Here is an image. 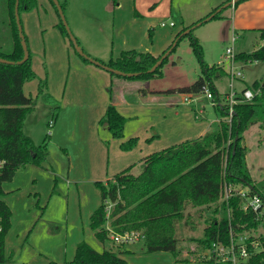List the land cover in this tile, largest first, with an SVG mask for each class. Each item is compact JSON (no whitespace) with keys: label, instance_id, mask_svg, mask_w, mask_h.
<instances>
[{"label":"rangeland","instance_id":"obj_1","mask_svg":"<svg viewBox=\"0 0 264 264\" xmlns=\"http://www.w3.org/2000/svg\"><path fill=\"white\" fill-rule=\"evenodd\" d=\"M59 1L66 7V20L83 50L105 62L116 58L122 50L157 53L168 49L176 39L177 31L182 29L181 10L186 8V0H174L176 5L172 0H119L117 5L112 0ZM245 2L257 9L254 0H242L238 5L249 4ZM195 6L196 3H192L188 11H193ZM3 8L1 0L0 12ZM231 10L225 13L229 18L232 17ZM211 14L204 16L203 21ZM21 19L24 30L28 31L31 48L36 39L42 41L44 38L55 47L53 56L46 58L40 43V52L35 54L39 59L36 65L32 57L38 75L24 87L25 93L33 97L36 104L26 114L23 130L44 151L46 158L43 160L40 156V164L29 163L19 168L13 179L3 185V198L13 213L9 229L13 247L7 252L10 261L0 264H62L64 250L71 253L76 243L95 239L91 237L94 231L89 225L85 227V221L101 201L96 186L98 181L106 182L145 150L146 153L161 151L198 138L203 129H210L216 118L222 117L220 108L213 105L204 92L193 93L195 100L186 104L183 101L185 94L178 91L198 79L202 74V61L226 69L223 78L214 80L215 89L221 93L229 91L232 84L240 91L255 80H264V61L237 60L236 66L243 71V76L232 81L230 58L226 54L227 47L231 46L238 53H250L257 48L262 43L256 30L260 25L257 24L240 28L232 24V18L204 21L192 30V34L181 38L162 65L160 75L147 80H131L110 75L85 62L72 46L70 37L61 35L58 25L63 22L51 0H39L34 10L22 13ZM171 21L175 27L169 26ZM161 22H166L168 27H161ZM9 29L4 31V50H10L13 43ZM58 33L61 40L56 36ZM234 35L237 37L235 42ZM194 41L200 44L202 60ZM91 67L93 71L112 76V80L93 75ZM172 97H176L175 102ZM127 99L134 100L127 102ZM109 105H114L125 116L122 137H114L109 123L101 122ZM193 106L197 111L204 108L200 119L195 118ZM155 133L159 135L155 136ZM132 137L137 146L125 149L124 145L133 141ZM243 137L251 175L260 181L264 179V129L256 124L245 131ZM141 170L139 166L133 173L139 174ZM106 204L110 202L106 201ZM109 206L111 210L112 204ZM215 208V203L190 205L183 218L176 221L175 232L181 240L179 247H193L188 256L195 262L187 264H214L204 257L209 249L203 250L197 240L216 217ZM58 227L59 231L56 230ZM246 234L264 236V221ZM191 237H194L193 241ZM95 240L99 249L104 245L108 248L119 244L111 238L103 242ZM151 260L152 257L138 255L129 257L127 262L149 264Z\"/></svg>","mask_w":264,"mask_h":264},{"label":"trees","instance_id":"obj_2","mask_svg":"<svg viewBox=\"0 0 264 264\" xmlns=\"http://www.w3.org/2000/svg\"><path fill=\"white\" fill-rule=\"evenodd\" d=\"M112 1L117 5L119 0ZM239 1L241 0L237 2ZM3 3L4 8L0 12V57L19 61L24 56V50L15 17L16 0H3ZM37 3L38 0H19L20 17L23 12L32 11ZM61 5L65 11V5ZM222 12L223 10L213 18H221ZM21 24L23 26L22 19ZM193 25L195 23L180 30L176 38ZM8 27L13 43L10 50H4V31ZM59 27L64 36H67L64 24H59ZM23 32L30 51L29 59L22 64L0 62V159L6 161L0 168V263L10 261L5 253V240L12 217V210L3 199V185L13 179L19 168L29 163L40 164V156L43 160L45 157L44 151L23 130L26 114L36 104L34 98L25 93V83L37 77L24 28ZM259 36L264 42V28L259 30ZM71 44L74 46L72 41ZM193 44L202 60L200 44L195 41ZM167 50L158 57L149 52L124 50L116 59L108 62L98 60L125 72H141L138 76L122 77L147 80L161 74V67L168 57L155 72L149 73L148 69ZM81 58L90 63L86 58ZM236 58L241 61H264V43L250 53H238ZM201 65L202 74L198 79L191 85L180 87L179 92L197 93L205 84H209L218 95L214 80L223 78L227 74L226 69L220 65L209 66L204 61ZM248 87L259 89V93L252 101L235 105L231 123L226 120L228 106L219 107L222 113L220 121L214 122L204 135L148 155L143 160L139 174L132 173V168L128 167L112 180L96 183L101 194V204L91 214L90 227L100 241L109 239L112 232L139 230L148 252L170 251L178 256L181 253V240L175 232L176 221L183 218L184 211L190 205L196 207L211 203L216 204L217 214L204 228L203 236L197 240L203 250L210 249L214 242L229 244L231 232L242 235L258 228L261 221L256 220L253 212L243 210L244 198L236 193V188L241 187L249 194L260 195L264 201V179L258 181L252 177L246 157L248 148L243 142V133L251 126L259 124L264 129V80H255ZM101 122L109 123L114 137L124 135L125 116L114 105L108 106ZM131 139L133 141L124 145L125 149L136 145V139ZM226 186L233 189V194L228 199L224 197ZM106 201L112 204L110 211ZM253 239L254 236L249 234L248 241ZM249 249L254 252L252 246ZM250 263L264 264V251L254 255ZM72 264H127V261L109 250L99 252L82 241L77 245Z\"/></svg>","mask_w":264,"mask_h":264},{"label":"crops","instance_id":"obj_3","mask_svg":"<svg viewBox=\"0 0 264 264\" xmlns=\"http://www.w3.org/2000/svg\"><path fill=\"white\" fill-rule=\"evenodd\" d=\"M39 1V0H38ZM232 0H186V8H184L183 10H181V13H182V17L184 19V24L182 26V29L185 28V27H188L190 25H192L193 23H195L197 20H201L204 16L208 15V14H211V12H213L216 8H218V6H221L225 3H229L231 2ZM242 1V0H241ZM256 5H257V9L254 10L253 9V6L252 4H250L249 2H245V3H249V4H245L244 6H240L238 5V3L240 2H236L235 4H231L230 6H228L227 8H224L223 9V12H222V17L221 19H225V20H230L232 18V24L234 25H237L239 26L240 28H246L248 26H250V24H257V25H260L259 28H257L256 30L259 31L260 29L264 28V0H254ZM192 3H196V6L193 8V11H188L189 7L192 5ZM172 4L173 5H176L175 4V1L172 0ZM250 6V7H248ZM228 9H232L231 11V15L232 17L229 18L228 15H226L225 13L228 11ZM34 10V9H33ZM171 10V9H170ZM171 12V11H170ZM189 12V13H187ZM32 14H30V17H31ZM172 22V21H171ZM170 22V23H171ZM169 23V26H171ZM168 25V24H167ZM161 26V25H160ZM176 24L174 26H171V27H175ZM59 27V25H58ZM166 27V26H165ZM164 27V28H165ZM168 27V26H167ZM60 29V27H59ZM180 29V30H182ZM32 30V29H31ZM179 30V31H180ZM34 31V30H32ZM177 31V33L179 32ZM27 36H29V34L27 33L28 31H25ZM60 32H61V29H60ZM177 33L175 34V37L174 39L176 38V35ZM45 35V34H44ZM43 35V37H44ZM61 35L63 37H66L64 36V34L61 32ZM259 35V34H258ZM57 38L59 40H61L62 38H60V34L58 33L57 35ZM235 36V35H234ZM29 39V37H28ZM34 39V38H33ZM173 39V40H174ZM237 40V39H236ZM35 44L33 45V48H31V45H30V48H31V51L32 53L34 54L32 57H33V62L34 64L36 65L37 61H39L38 57L36 58L35 54H38L40 52V43L43 45L44 47V50L43 52H45V57L47 58V56L49 57H52L53 56V53H52V49H54L55 47H53L52 45L53 44H49L46 39L44 38L42 41L40 40H35ZM63 41L66 43V39H63ZM175 41V40H174ZM173 41V42H174ZM264 42L262 41V43L260 45H262ZM259 45V46H260ZM258 46V47H259ZM171 47V46H170ZM169 47V48H170ZM257 47V48H258ZM168 48V49H169ZM228 48V47H227ZM256 49V48H255ZM253 49V50H255ZM34 50V51H33ZM128 50H133V49H128ZM166 49H163V51H165ZM124 51V50H122ZM121 51V52H122ZM163 51H159L157 53H154V52H149V53H152L155 57H158L160 56ZM120 52V53H121ZM226 52H227V49H226ZM234 52L235 53H238L235 51L234 49ZM148 53V52H147ZM240 53V52H239ZM227 54V53H226ZM237 55V54H236ZM119 57L116 56V58ZM116 58H111V59H116ZM98 59V58H96ZM33 62H32V66H33ZM76 63H81L79 62L78 60H76ZM91 63V62H90ZM93 64V63H92ZM83 65V64H81ZM95 65V64H93ZM97 66V65H95ZM80 67V66H79ZM99 67V66H97ZM101 68V67H100ZM33 69L35 70V72L37 71L36 69V66H33ZM102 70L104 71H107L103 68H101ZM91 72L93 75H99L101 76V79L102 80H106V79H111L112 80V76H108L107 73L103 72V71H98V70H95L93 71L92 70V67L90 68ZM108 73H111L109 71H107ZM37 74V72H36ZM38 75V74H37ZM96 75V76H97ZM112 75V73L110 74ZM117 76V75H116ZM98 77V76H97ZM109 77V78H108ZM125 78V77H124ZM107 80V81H108ZM248 87V86H247ZM246 88V87H245ZM227 92V91H226ZM226 92H218V95L220 94V96H224V93ZM123 94H125V92H123ZM143 94H145V92H143ZM183 94L184 95V98L185 97H189V100L188 101H185L183 100L186 104H192L193 101L195 100L196 97H192L193 93H188V92H184ZM125 97V96H124ZM176 97H172L171 100L172 102H175ZM134 99L132 100H128L127 99V102H130V101H133ZM182 101V100H181ZM179 102H176V104H178ZM181 103V102H180ZM193 111L195 112L194 115H195V118L196 119H200L199 115H202V112H203V107L197 111L195 110V107L193 106ZM203 118V117H201ZM221 119V118H220ZM219 118H216V120L214 122H218V120H220ZM213 122V123H214ZM212 123V124H213ZM211 124V125H212ZM211 127V126H210ZM209 130V127L203 129L201 131V134L198 136H202L204 135L207 131ZM159 134L158 133H155V136H158ZM132 138H135V137H132ZM183 142V141H182ZM138 143H136L135 146H137ZM134 146V147H135ZM150 148H152V145L150 146ZM145 148L142 147V150H144ZM145 153H142V155L138 158H135L132 162L131 160L129 162H131L130 165H128L126 168L128 167H131V172L133 173L135 169H137L139 166L142 167V163H143V160L145 157H147L148 155L152 154L153 152H156V151H147L146 153V150L144 151ZM70 158V157H69ZM128 159H130V157L128 156ZM126 168H122L121 170H119L117 173H115L113 175L112 178H108V180H112L116 174H118L119 172L125 170ZM107 180V181H108ZM262 180V179H261ZM101 195V194H100ZM4 199V198H3ZM101 200V199H100ZM7 203V202H6ZM8 204V203H7ZM101 204V201L100 203L98 204V206ZM9 205V204H8ZM10 206V205H9ZM97 206V207H98ZM96 207V208H97ZM11 208V207H10ZM42 208V207H41ZM95 208V209H96ZM94 209V210H95ZM12 210V208H11ZM93 210V211H94ZM93 211L90 213V217H91V214L93 213ZM13 214V213H12ZM90 217L89 219H87L85 221V227L89 225L90 227ZM12 219V217H11ZM88 227V228H89ZM91 228V227H90ZM60 227H58L56 230L59 231ZM66 229V228H65ZM56 231V232H57ZM67 232V230H66ZM10 230L8 232V236L6 238L7 243H6V240H5V253H6V256H7V252L10 251V249L13 247V241H11V238H10ZM94 233V232H93ZM91 237L92 239H98L94 234H91ZM76 238H80V237H76ZM112 239V237H110ZM93 240V241H86L87 243H89L93 248H95L97 251L99 252H102L104 250H109L111 252H114L116 253L120 258H123L127 261V259L130 257L134 258V257H137L138 255H144V256H147V257H152L153 261L150 262L149 264H187L186 262H189V261H192V262H195V259H192L191 257L188 256L189 252H191L192 250V246H191V249L188 248V247H185V246H182L181 247V253L178 255V256H175L172 252L170 251H155V252H148L147 251V248H146V245H145V240H142V239H139V241H135V242H132V243H129V244H118L117 246L112 244V246H109L108 248L105 247V245L103 246V249H99L97 246H95V242L96 240ZM191 240L194 239V237H191L190 238ZM89 240V239H88ZM193 241V240H192ZM80 242V241H79ZM101 242V241H100ZM8 245V246H6ZM77 243L74 245V250L71 251V253L69 251H65V254L63 256V263L62 264H72V261L74 260L75 258V255H76V251H77V247H76ZM75 247H76V250H75ZM150 261V260H149ZM128 263V262H127ZM130 264V263H128Z\"/></svg>","mask_w":264,"mask_h":264},{"label":"built area","instance_id":"obj_4","mask_svg":"<svg viewBox=\"0 0 264 264\" xmlns=\"http://www.w3.org/2000/svg\"><path fill=\"white\" fill-rule=\"evenodd\" d=\"M161 27L167 26L166 22L160 23ZM171 26H174L175 23L171 22ZM237 39L236 36H233V41ZM227 55L230 58V70L232 81L243 76V71L238 70L236 66V55L234 52L233 46L227 48ZM199 92H204L207 98L211 99L213 105L217 107H223L224 105L228 106V116L226 120L231 123L233 116L235 114L234 107L236 104L243 101H252L254 97L259 93V89H252L249 87L244 88L243 90H237L234 84L231 85L229 91L224 93V96L215 94L211 89L209 84L200 89ZM241 95V97H239ZM185 101L189 100V97L184 98ZM219 121V120H218ZM5 160L0 159V168L5 164ZM237 194L244 198L243 210L251 211L254 213L256 220L261 221L263 224L264 221V201L258 194H249L247 190L238 189ZM233 194V189L229 186L225 187L224 197L228 199ZM110 205V204H109ZM108 205V210L110 211V206ZM112 240L119 244H129L135 242L136 240L142 238L140 232L138 231H127L125 233H112ZM249 235H234L231 232V240L229 244L223 242H214L212 247L209 249V253H206L204 257L206 259L214 260L217 263H227V264H251V260L254 255L258 252L264 251V236L254 237L255 239L248 241ZM249 246H252L254 249L250 251Z\"/></svg>","mask_w":264,"mask_h":264},{"label":"water","instance_id":"obj_5","mask_svg":"<svg viewBox=\"0 0 264 264\" xmlns=\"http://www.w3.org/2000/svg\"><path fill=\"white\" fill-rule=\"evenodd\" d=\"M238 0H232L229 3H225L222 6H220L214 13H212L211 15H209L207 18H205L204 21H208L211 20L217 13L221 12L224 8H227L228 6H230L231 4H235ZM55 6L57 7L58 13L61 17V20L68 32V35L70 37V40L72 41L76 51L78 52V54L84 58H86L87 60H89L91 63L111 72L117 75H121V76H127V77H134V76H138L141 72H125L116 68H113L111 66H108L104 63H102L100 60L91 57L90 55H88L83 48L81 47L78 39L75 37V35L73 34V32L71 31L69 24L66 20V16H65V12L64 9L60 3L59 0H53ZM15 17H16V23H17V27H18V31H19V36L21 38V44L24 50V56L21 60L19 61H13V60H8L6 58L0 57V62L2 63H8V64H22L24 62H26L29 59L30 56V51L28 48V44L27 41L25 39V35L23 32V26L21 24V17H20V13H19V0H16V4H15ZM203 20H201L200 22H198L197 24L193 25L191 28H187L182 34H180L179 37H177L175 39V41L173 42V44L171 45V47L158 59V61L150 68L148 69L149 73H153L156 71L157 68H159L162 63L164 62V60L169 57L170 53L174 50V48L177 46L180 38H182L185 35H188L191 33V31L198 25H201L203 22ZM239 136L236 137V139H238ZM251 189H252V185H248Z\"/></svg>","mask_w":264,"mask_h":264}]
</instances>
